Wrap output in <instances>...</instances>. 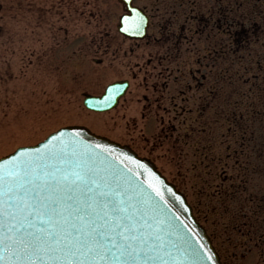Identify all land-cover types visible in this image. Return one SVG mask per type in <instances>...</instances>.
<instances>
[{
  "label": "rangeland",
  "instance_id": "obj_1",
  "mask_svg": "<svg viewBox=\"0 0 264 264\" xmlns=\"http://www.w3.org/2000/svg\"><path fill=\"white\" fill-rule=\"evenodd\" d=\"M197 1L203 3L204 10L214 5L212 0ZM230 1L231 9H241L243 4L240 16L248 9L264 12V0H243L240 7L237 0ZM100 9L20 12L7 4L0 12V157L18 147L35 145L64 125L81 124L117 142L138 146L139 153L151 158L192 205L203 196V191L217 193L229 185L239 190L237 196L245 193L243 196L264 200V113L258 111L254 123L248 108L264 109V79L258 82L250 73L242 72L249 55L236 52L234 57L240 61V72H236L231 70L232 55L225 69L220 64L205 62L203 54L212 47L213 39L208 41L203 36L190 42L189 49L184 50L182 80L172 82L169 92L180 94L179 110L182 108L177 122L171 125H162L155 119L142 121L143 107L138 102L131 105L123 119H117L114 111L92 113L82 106V93H102L121 77V68L111 62L110 56L96 54L97 45L92 42L94 37L116 33L121 12L115 0H104ZM185 11V19L197 21L195 10L187 6ZM197 14L203 17L201 12ZM94 19H103L105 23H94ZM64 20L71 23H62ZM243 24L249 26L242 23V27ZM215 34L216 44L220 38L225 41L218 29ZM258 44L264 47V40ZM101 58L103 63L94 60ZM229 114L231 127L225 134L223 126ZM236 117H243L239 125L234 124ZM168 126L174 130L172 137L168 130L167 138L161 131ZM242 134L248 141L253 136L259 140H242L240 145ZM243 167H247L246 174L240 171ZM241 176L245 183L240 181ZM250 197L248 203L244 202L245 207L253 206ZM217 198L220 199L219 193ZM236 201L228 203L231 213L240 208L241 203ZM224 217L232 221L228 215ZM262 224L264 227V220ZM222 252L232 257L228 264L264 263L261 252L253 251L245 259H239L241 253L236 248Z\"/></svg>",
  "mask_w": 264,
  "mask_h": 264
},
{
  "label": "snow or ice",
  "instance_id": "obj_2",
  "mask_svg": "<svg viewBox=\"0 0 264 264\" xmlns=\"http://www.w3.org/2000/svg\"><path fill=\"white\" fill-rule=\"evenodd\" d=\"M73 163L50 153L0 166V264H167L128 194Z\"/></svg>",
  "mask_w": 264,
  "mask_h": 264
},
{
  "label": "flooded vegetation",
  "instance_id": "obj_3",
  "mask_svg": "<svg viewBox=\"0 0 264 264\" xmlns=\"http://www.w3.org/2000/svg\"><path fill=\"white\" fill-rule=\"evenodd\" d=\"M103 1L0 0V12L7 8V4L11 10L16 9L20 12H37L45 9L84 12L100 9ZM212 1L214 2L212 8L204 10L203 3L197 0H133V5L141 7L149 19L145 38L132 39L116 32L114 35L92 39L97 45L96 54L110 56L111 62L121 68L118 69L121 77L115 81H129V88L115 109L117 119L126 118V112L129 113L131 105L138 102L143 107L140 112L142 121L155 119L162 125L177 122L178 114L182 113V108L179 110L180 94L176 92L170 95L169 92L173 83L182 80L184 50L189 49L190 42L194 43L203 36L208 41L213 39L212 47L203 54L205 62L208 63L215 64L217 55L225 59L231 52V1ZM187 6L192 11L195 10L197 21L184 18ZM116 7L119 11H125V7L119 3H116ZM199 12L203 14L202 18L198 17ZM91 21L105 23L103 19ZM62 23L71 21L64 20ZM217 29L218 33H223L225 41L220 38L216 44ZM243 34L245 39L248 38V31H244ZM98 61L103 63V58Z\"/></svg>",
  "mask_w": 264,
  "mask_h": 264
},
{
  "label": "water",
  "instance_id": "obj_4",
  "mask_svg": "<svg viewBox=\"0 0 264 264\" xmlns=\"http://www.w3.org/2000/svg\"><path fill=\"white\" fill-rule=\"evenodd\" d=\"M136 17L140 19V16ZM145 28L146 23L137 26L136 36L142 37ZM126 87V84H113L102 98L89 97L84 103L91 110L107 111L115 106ZM65 145H74V157L70 152L61 153ZM50 153H60V159L73 161V166L79 163L91 169L96 176L106 179L111 187L118 185L119 190L127 193L132 204L151 225L147 229L149 241L170 254L166 257L167 264H221L219 255L205 229L194 218L185 196L161 175L155 165L148 159L138 157L129 147L96 135L86 127H63L44 141L21 147L0 159V166L11 169L17 160ZM53 164L61 169L67 167L59 160L53 161ZM152 264H159V261Z\"/></svg>",
  "mask_w": 264,
  "mask_h": 264
},
{
  "label": "trees",
  "instance_id": "obj_5",
  "mask_svg": "<svg viewBox=\"0 0 264 264\" xmlns=\"http://www.w3.org/2000/svg\"><path fill=\"white\" fill-rule=\"evenodd\" d=\"M254 140L253 138L251 139V141ZM219 193H221L223 195V198L227 196V190L225 191V194L222 193L221 191H219ZM233 195L235 196V193L232 191L230 193V196L233 197ZM258 209H259V215H263V211H264V207H263V203L260 201L259 204H258ZM261 218V217H260ZM205 220L207 221L208 218L205 217Z\"/></svg>",
  "mask_w": 264,
  "mask_h": 264
}]
</instances>
